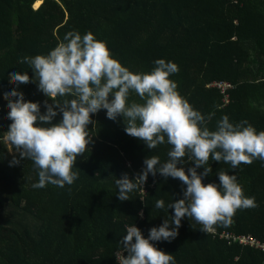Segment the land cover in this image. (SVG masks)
I'll use <instances>...</instances> for the list:
<instances>
[{"label": "trees", "instance_id": "obj_1", "mask_svg": "<svg viewBox=\"0 0 264 264\" xmlns=\"http://www.w3.org/2000/svg\"><path fill=\"white\" fill-rule=\"evenodd\" d=\"M69 31L93 33L133 73H150L157 59L177 64L179 72L170 79L194 110L211 115L209 130L227 115L233 124L246 120L264 131V0H0V264H118L115 253L122 250L127 227L137 226L148 238L151 228L174 215L168 205L184 198L186 185L159 173H149L155 185L147 194L139 186L129 200L118 198L116 179L126 173L135 181L145 158L165 163L172 146L148 149L126 134L123 116L110 120L105 109L92 114L87 129L92 142L77 157L73 171L79 177L72 185L34 188L39 170L33 162L10 164L19 155L13 146L10 154L3 141L12 122L4 94L14 88L23 92L25 101L40 104L42 114L44 102L52 100L35 82L11 84L9 74L28 72L34 78L19 61L48 54ZM216 81L234 84L228 103L218 88L209 87ZM132 101L143 103L135 93L129 95ZM61 119L58 114L53 123ZM184 161L177 166L187 172L194 164L187 156ZM208 166L213 171L204 184L218 185L221 170L235 175L257 207L237 210L230 226L217 224L215 234L185 217L175 239L153 243L172 255L174 264H264V247L241 242L251 238L264 245V161L233 169L210 159ZM159 199L163 209L155 207Z\"/></svg>", "mask_w": 264, "mask_h": 264}, {"label": "clouds", "instance_id": "obj_2", "mask_svg": "<svg viewBox=\"0 0 264 264\" xmlns=\"http://www.w3.org/2000/svg\"><path fill=\"white\" fill-rule=\"evenodd\" d=\"M19 62L27 63L35 76L13 71L9 82L17 86L35 82L38 90L52 100L51 104L44 102L47 110L42 114L40 104L25 101L23 92L14 88L4 94L10 109L7 119L12 122L3 141L19 155V159L14 155L10 164L31 160L39 170L34 188L48 184L63 188L78 179L73 166L92 142L87 132L94 123L92 114L102 109L107 110L110 120L123 116L126 134L143 141L148 149L165 142L172 146L167 162L149 156L135 181L126 173L115 181L121 201L129 200V193L144 186L149 173L179 179L187 186L184 198L168 205L174 215L160 227L151 228L148 238L135 225L127 227L120 241L122 250L115 253L118 264H174L173 256L153 242L175 239L183 218L195 220L202 225L201 231L211 233L217 224L230 226L237 210L257 207L254 197L244 195L235 175L218 171V185H206L203 179L213 171L208 166L210 159L228 163L233 169L252 164L255 159L264 161V131L257 132L246 120L233 124L227 115L217 122L214 131L209 130L206 124L211 115L206 118L194 110L170 79L179 72L174 62L157 59L150 73H133L113 58L106 43L98 41L93 33L81 35L77 31H69L48 54L24 57ZM130 93L143 103H129ZM58 97L64 98L62 102ZM58 114L62 119L53 123ZM186 156L194 164L187 172L177 166L185 163ZM198 168L204 171L198 173ZM155 207L163 209L165 201L157 200Z\"/></svg>", "mask_w": 264, "mask_h": 264}, {"label": "built area", "instance_id": "obj_3", "mask_svg": "<svg viewBox=\"0 0 264 264\" xmlns=\"http://www.w3.org/2000/svg\"><path fill=\"white\" fill-rule=\"evenodd\" d=\"M209 87H215V88H218L224 95H225V103H228L229 102V94H228V91H231L232 89H234V84L232 82H228V81H216V82H213L209 85ZM148 184H149V179H147L146 183L142 186V194H146L147 191H148ZM143 187H144V190H143ZM187 187V186H186ZM142 213V214H141ZM140 217L141 219L145 218V212L141 211L140 212ZM137 227V226H136ZM212 234H215L216 233V230L214 229L213 232H211ZM226 238H231V235L229 234H224ZM241 242L242 243H245V244H249L250 242H253V244H250V245H256V246H259V247H264L263 244L260 243V241H257L255 239H251V238H242L241 239ZM126 254V253H125Z\"/></svg>", "mask_w": 264, "mask_h": 264}, {"label": "crops", "instance_id": "obj_4", "mask_svg": "<svg viewBox=\"0 0 264 264\" xmlns=\"http://www.w3.org/2000/svg\"><path fill=\"white\" fill-rule=\"evenodd\" d=\"M137 175V174H136ZM136 175H135V178H136ZM149 179V178H148ZM154 186L155 184H154V182L153 183H151V180L149 179V184H148V191H149V186ZM141 191H142V186H141ZM148 191H147V193H148ZM142 193V192H141ZM146 193V194H147Z\"/></svg>", "mask_w": 264, "mask_h": 264}, {"label": "rangeland", "instance_id": "obj_5", "mask_svg": "<svg viewBox=\"0 0 264 264\" xmlns=\"http://www.w3.org/2000/svg\"><path fill=\"white\" fill-rule=\"evenodd\" d=\"M8 145H9V144H8ZM9 149H10V154L14 155L15 153H14V151L12 150L11 145H9ZM249 244H253V242H250Z\"/></svg>", "mask_w": 264, "mask_h": 264}]
</instances>
